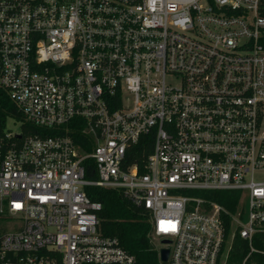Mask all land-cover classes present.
I'll list each match as a JSON object with an SVG mask.
<instances>
[{
	"label": "built area",
	"instance_id": "2783aa9c",
	"mask_svg": "<svg viewBox=\"0 0 264 264\" xmlns=\"http://www.w3.org/2000/svg\"><path fill=\"white\" fill-rule=\"evenodd\" d=\"M0 90L55 131L0 129V264H133L89 186L169 264H228L236 231L231 264H264V0H0Z\"/></svg>",
	"mask_w": 264,
	"mask_h": 264
},
{
	"label": "trees",
	"instance_id": "16d2710c",
	"mask_svg": "<svg viewBox=\"0 0 264 264\" xmlns=\"http://www.w3.org/2000/svg\"><path fill=\"white\" fill-rule=\"evenodd\" d=\"M8 117H14L23 122L24 134H39L42 136L53 135L55 131L32 125L27 122L19 112L16 104L11 100L6 91L0 90V129L6 125ZM78 119L70 123V133L76 138L81 136V131L72 132V126ZM81 129V128H79ZM143 137L137 145L139 153L140 146L145 139ZM152 143V141H151ZM150 145V141L149 144ZM152 145V144H151ZM150 149V148H149ZM146 153V152H145ZM196 194L215 199L231 210H235L234 201L239 197V191L232 190H209L195 191ZM87 194L93 199L102 202L103 208L99 212L100 228L105 235L117 236L121 244L135 256L133 264H169L161 262L157 246L150 235L151 217L150 213L142 208L136 207L120 191L115 189L89 186ZM245 243L238 231L233 237V249L230 253L228 264L233 261H241L245 253ZM260 258V257H259ZM262 264V263H261Z\"/></svg>",
	"mask_w": 264,
	"mask_h": 264
},
{
	"label": "rangeland",
	"instance_id": "374dc122",
	"mask_svg": "<svg viewBox=\"0 0 264 264\" xmlns=\"http://www.w3.org/2000/svg\"><path fill=\"white\" fill-rule=\"evenodd\" d=\"M8 126L13 129L14 131H20L21 130V122L20 120L16 119V118H10L8 121ZM240 209L242 211H244L243 214V220L247 221L248 220V215H249V204H248V200H246L241 206ZM162 238H157L155 239V244L157 247H160L162 245Z\"/></svg>",
	"mask_w": 264,
	"mask_h": 264
},
{
	"label": "water",
	"instance_id": "95a60500",
	"mask_svg": "<svg viewBox=\"0 0 264 264\" xmlns=\"http://www.w3.org/2000/svg\"><path fill=\"white\" fill-rule=\"evenodd\" d=\"M162 243L167 244L170 243L169 239H164ZM170 248L169 247H163L160 251V260L161 262H167L169 257Z\"/></svg>",
	"mask_w": 264,
	"mask_h": 264
},
{
	"label": "flooded vegetation",
	"instance_id": "af4514ba",
	"mask_svg": "<svg viewBox=\"0 0 264 264\" xmlns=\"http://www.w3.org/2000/svg\"><path fill=\"white\" fill-rule=\"evenodd\" d=\"M163 240H164V238L161 241H163Z\"/></svg>",
	"mask_w": 264,
	"mask_h": 264
}]
</instances>
